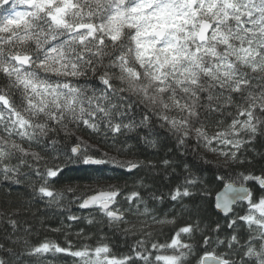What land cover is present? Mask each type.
<instances>
[{"label":"trees","instance_id":"16d2710c","mask_svg":"<svg viewBox=\"0 0 264 264\" xmlns=\"http://www.w3.org/2000/svg\"><path fill=\"white\" fill-rule=\"evenodd\" d=\"M192 1L153 68L135 8L165 0H0V264H264V0ZM247 114L231 159L209 157L197 131ZM230 183L250 197L222 217ZM99 190L120 220L80 209Z\"/></svg>","mask_w":264,"mask_h":264},{"label":"rangeland","instance_id":"374dc122","mask_svg":"<svg viewBox=\"0 0 264 264\" xmlns=\"http://www.w3.org/2000/svg\"><path fill=\"white\" fill-rule=\"evenodd\" d=\"M30 1H32L33 7L37 6V4L51 5L53 2V0H22L16 1L14 4L12 0L9 5L14 7ZM174 1L165 0V2L159 4L152 2L139 3L135 8L138 12L135 20V24L138 26V43L140 48L138 58L142 63H147L153 68H156L158 63L157 58L167 59L175 54L176 42H174V35L171 34L170 30L176 29L179 21H184L187 11L185 8L190 6L192 0H187L184 3ZM202 5L203 3H199L197 7L193 5L192 10L189 12L192 19L196 18L195 11ZM245 5L246 0H243V3L237 7V10H243ZM176 15H179L180 19L179 17L176 18ZM161 28L166 29V35L161 42H158L151 34L153 31ZM251 130H253L252 121L247 114L244 120L234 123L227 130L217 132L197 131L196 135L202 137L205 141L204 150L209 157L219 162H227L231 159V154L242 143L240 134Z\"/></svg>","mask_w":264,"mask_h":264},{"label":"water","instance_id":"95a60500","mask_svg":"<svg viewBox=\"0 0 264 264\" xmlns=\"http://www.w3.org/2000/svg\"><path fill=\"white\" fill-rule=\"evenodd\" d=\"M10 0H5V3H9ZM194 2L190 3V9H192ZM91 30L92 27L81 26L76 28V32L82 30ZM212 29V25L208 21H202L198 27L195 36V41L197 45H205L209 40V35ZM166 35V29L161 28L152 32L151 36L155 38L158 42H161ZM17 63L21 66L26 67L28 65L27 57H19ZM79 147L73 149V154H77ZM87 165L96 164L92 159H87L85 162ZM131 167L129 170H132ZM259 185L263 186V181L261 178L258 179ZM117 195L116 192L100 191L86 197L81 205L80 209L86 211L96 205L103 212H108L111 210L113 203L111 199ZM250 197V189L247 185H235L233 183L225 185L214 197V210L217 214L222 217H228L233 208L240 203L246 202ZM109 218L113 220H120L121 215L117 213L109 214ZM201 264H222V261L216 257L208 256L201 260Z\"/></svg>","mask_w":264,"mask_h":264},{"label":"flooded vegetation","instance_id":"af4514ba","mask_svg":"<svg viewBox=\"0 0 264 264\" xmlns=\"http://www.w3.org/2000/svg\"><path fill=\"white\" fill-rule=\"evenodd\" d=\"M95 207H97V206H95ZM98 208V207H97Z\"/></svg>","mask_w":264,"mask_h":264}]
</instances>
